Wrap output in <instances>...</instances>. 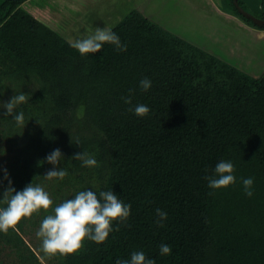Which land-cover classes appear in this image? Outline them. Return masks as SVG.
I'll return each instance as SVG.
<instances>
[{
    "label": "trees",
    "instance_id": "obj_1",
    "mask_svg": "<svg viewBox=\"0 0 264 264\" xmlns=\"http://www.w3.org/2000/svg\"><path fill=\"white\" fill-rule=\"evenodd\" d=\"M23 1L0 0V102L27 95L14 109L24 112V126L0 114V191L7 169L17 191L41 184L53 205L0 231V264H115L135 251L156 264H264V71L249 74L138 8L112 28L127 51L105 43L81 55ZM260 1L255 15L264 18ZM145 77L147 91L140 88ZM129 95L132 105L122 99ZM137 104L150 113L128 110ZM55 149L64 180L44 177L57 167L46 162ZM83 151L99 166L71 159ZM221 160L234 164L236 183L213 190L205 176ZM248 177L251 197L241 182ZM84 190H112L131 204L129 218L113 221L119 231L103 243L86 239L75 253L45 254L36 235L43 219ZM157 209L167 213L163 227ZM161 244L171 254L160 255Z\"/></svg>",
    "mask_w": 264,
    "mask_h": 264
},
{
    "label": "clouds",
    "instance_id": "obj_2",
    "mask_svg": "<svg viewBox=\"0 0 264 264\" xmlns=\"http://www.w3.org/2000/svg\"><path fill=\"white\" fill-rule=\"evenodd\" d=\"M105 43L115 46L117 51H127L126 44L121 43V38L110 27L104 29L96 28L95 34L87 38L69 41L72 48L79 51L81 55L100 52ZM152 87V82L145 77L140 80V88L144 91ZM25 93L16 94L8 103L0 102V108L6 112L0 113L4 116H11L16 125L24 126L25 114L23 111L14 113L17 105L26 101ZM124 103L132 105L131 95L122 98ZM130 112H134L138 117L147 116L151 109L145 104H137L129 107ZM78 143V142H77ZM63 154L60 149H55L46 157V162L57 167L50 169L44 175L45 179L64 180L68 176L65 168L59 167ZM71 159L80 161L84 167H98L95 155L87 151L76 153ZM44 160L38 162L43 166ZM4 180L8 181L7 188L0 191V203L6 204L0 208V231L7 233L8 230L15 229L18 223L25 217H31L33 213L43 209L47 211L53 205V200L41 184L33 181L26 185L21 191L12 187V181L7 172L3 169ZM35 178V177H34ZM208 187L213 190L226 188L236 183L234 175V164L230 160L219 161L214 168L213 174L206 175ZM34 180V179H33ZM244 192L247 196L253 195L252 187L254 179L252 177L241 178ZM3 181H0L2 187ZM211 194V193H210ZM131 204H125L112 190L100 191L99 194L92 190L78 192L74 198L65 200L52 209V213L47 215L36 233L42 239L41 250L48 255L72 254L79 251L84 241L91 240L97 244L103 243L112 231H119V227L112 228V222L119 220L121 223L127 221L131 214ZM158 219L156 223L163 227L162 221L167 219V213L161 209L156 210ZM171 246L160 245V255L171 254ZM115 264H156L155 260L148 258L143 251H135L130 259H117Z\"/></svg>",
    "mask_w": 264,
    "mask_h": 264
},
{
    "label": "crops",
    "instance_id": "obj_3",
    "mask_svg": "<svg viewBox=\"0 0 264 264\" xmlns=\"http://www.w3.org/2000/svg\"><path fill=\"white\" fill-rule=\"evenodd\" d=\"M51 3H59L56 8L45 11L46 14L56 16L69 15L72 30H76L77 38L81 33L82 39L87 38L76 28L83 27L87 21L100 22L102 16L108 21H104L101 29L105 27L113 28L130 10L138 8L152 20L163 25L168 30L189 40L190 42L202 47L203 49L219 56L230 62L238 59L240 56L247 58L252 73L259 69H264V46L259 41L264 39V28L252 25L250 22L238 16L229 0H183L179 4L180 10L175 11L174 15L169 16V9L173 7L170 0H47ZM104 1V3H103ZM252 4L256 11L263 10V4L260 0H243ZM245 3V4H246ZM45 5V4H44ZM68 5V8L66 7ZM247 5V4H246ZM40 10L43 8L38 4L32 5ZM36 8V9H37ZM167 9L168 13L161 14V10ZM40 10L38 14L43 13ZM46 10L48 6L46 5ZM56 12V13H55ZM32 13V12H31ZM67 13V14H65ZM197 13H200L197 16ZM71 14V15H70ZM67 15V16H68ZM180 15V17H178ZM41 16V15H40ZM185 16V17H184ZM175 18V20H174ZM44 22L46 20L41 19ZM97 26H95L96 30ZM86 32H88L86 30ZM94 35V31L88 32ZM246 36L248 39L246 40ZM259 40V41H258ZM74 41H76L74 39ZM253 62V66L251 63ZM259 75V74H255Z\"/></svg>",
    "mask_w": 264,
    "mask_h": 264
},
{
    "label": "rangeland",
    "instance_id": "obj_4",
    "mask_svg": "<svg viewBox=\"0 0 264 264\" xmlns=\"http://www.w3.org/2000/svg\"><path fill=\"white\" fill-rule=\"evenodd\" d=\"M105 1V0H104ZM104 1H103V3H104ZM188 1V0H187ZM173 3V7L171 8V9H169V12H171L170 13V15L169 16H172V15H174L175 13V11H179L180 10V7H179V4H181L182 5V3H183V0H170V3ZM106 4H109L110 3V0H106V2H105ZM172 3H171V5H172ZM246 2H244V6H245V8L248 10V11H250L251 13H253L254 15L255 14H260V12L259 11H256V9L253 7V5L252 4H248V3H246ZM34 4H38L39 6H41L43 9L42 10H40V9H38L37 8V6H36V8L34 7V6H32V5H34ZM45 4V5H44ZM57 4H59V3H54L53 1H51V3L50 2H48L47 0H24L23 1V3H22V6L24 7V8H26V9H28L30 12H32L35 16H37L38 18H40V19H44V20H46L45 22L47 23V24H49L50 26H52L53 28H56L64 37H66L69 41H73L74 42V39L75 40H78V38H77V33L78 32H76V30H72L69 26L71 25V22H70V20L69 19H72V17L71 16H69L67 13H65V14H67L66 16L65 15H63L62 17H61V15H59V16H56V15H54L53 16V14H49V13H51V12H49V13H47L46 14V12L45 11H50L52 8L54 9V8H56V7H58V6H60V5H57ZM46 5L48 6V10H46ZM67 8H68V5L66 6ZM38 10H40L41 12H44V15H43V13H37L36 11H38ZM56 13V12H55ZM163 13H168V11H167V9H163V10H161V14H163ZM200 13H197V16L199 15ZM41 15V16H40ZM71 15V14H70ZM257 16V15H256ZM106 20H104V17L102 16V19H101V21L100 22H94V21H89L88 20V16L86 17V19H87V21L85 22V25L83 26V27H78V28H76L77 29V31H79V32H82V28L85 30V32H82L83 33V35H85V36H90V33H88V32H90L91 30L92 31H94V34H95V26H97V27H101V25L103 24V22L104 21H108L109 19H108V15L106 14ZM178 17H180V15L178 16ZM185 17V16H184ZM257 17H259V16H257ZM155 20V19H154ZM174 20H175V18H174ZM252 20V19H251ZM157 21V20H156ZM109 22V21H108ZM112 23H110V25H111ZM110 25H109V27H110ZM112 26V25H111ZM163 26V25H162ZM86 30L88 31V32H86ZM80 34V36H79V39H82V38H80L81 37V33H79ZM77 35V36H76ZM248 39V37L246 36V40ZM259 41V40H258ZM260 42V44L261 45H263L264 46V39H263V41L261 42V41H259ZM228 61V60H227ZM228 62H230V61H228ZM230 63H232V64H234L235 66H237V67H239L240 69H242V70H244V71H246V72H248L249 74H252V75H255V74H260L262 71H264V69H259V70H257V71H255V73H252V71L250 70V68H249V65H248V63H247V58L246 57H244V56H240L238 59H236V60H234V61H232V62H230ZM251 65L253 66V62L251 63ZM7 96H8V94H6ZM2 101H3V99H2ZM28 238V237H27ZM40 259L42 260V261H44V259L42 258V257H40Z\"/></svg>",
    "mask_w": 264,
    "mask_h": 264
},
{
    "label": "water",
    "instance_id": "obj_5",
    "mask_svg": "<svg viewBox=\"0 0 264 264\" xmlns=\"http://www.w3.org/2000/svg\"><path fill=\"white\" fill-rule=\"evenodd\" d=\"M235 5L237 6L238 10L240 13H242L244 16L252 19V21L258 25H263L264 24V18L262 17H257L247 9H245L243 6H241L238 2V0H234Z\"/></svg>",
    "mask_w": 264,
    "mask_h": 264
}]
</instances>
